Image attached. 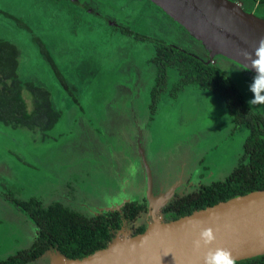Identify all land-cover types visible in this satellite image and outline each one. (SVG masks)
I'll use <instances>...</instances> for the list:
<instances>
[{"label":"rangeland","instance_id":"374dc122","mask_svg":"<svg viewBox=\"0 0 264 264\" xmlns=\"http://www.w3.org/2000/svg\"><path fill=\"white\" fill-rule=\"evenodd\" d=\"M77 1L91 11L73 1L0 0V39L19 50V80L48 90L53 109L61 113L44 131L0 122V261L29 249L36 237L33 222L8 197L36 198L44 206L63 202L96 213L120 210L134 200L129 191L138 189L146 196L147 167L154 188L155 172L162 175L163 185L171 186L177 178L198 179L201 184L223 179L237 164L248 136L246 128L234 127L219 96L195 86L170 96L168 90L178 81L174 68L168 69V89L151 116L156 40L207 60L202 44L161 9L149 0ZM232 1L264 19L260 0ZM121 27L151 41L126 35L117 29ZM212 64L233 81L246 105L264 117V104H248L254 76L221 56ZM24 95L31 111L32 97ZM116 193L124 196L120 203L93 209L104 203L103 197ZM123 231L129 234L127 228ZM57 260L52 250L27 264Z\"/></svg>","mask_w":264,"mask_h":264},{"label":"trees","instance_id":"16d2710c","mask_svg":"<svg viewBox=\"0 0 264 264\" xmlns=\"http://www.w3.org/2000/svg\"><path fill=\"white\" fill-rule=\"evenodd\" d=\"M260 2L264 5V0ZM21 25L25 27L24 24ZM117 29L137 40L151 41L150 38L134 34L127 28ZM156 45L153 61L157 66V74L155 85L150 92L149 105L152 117L157 112L161 95L168 89V69L174 68L178 81L168 90L171 92L170 96L175 97L189 86L217 95L223 101L234 127H244L248 130L242 154L232 171L223 179L200 184L190 194L171 202L163 213V221L176 220L221 201L264 190V117L254 113L246 105L238 88L221 68L205 64L203 57L163 40H156ZM40 46L55 74L60 76L50 54L43 49L41 43ZM19 54L14 44L0 39V122L11 128H27L31 131L50 129L59 120L61 113L53 109L48 90L19 80ZM59 79L67 88L62 76ZM25 92L29 93L33 100L31 111L25 101ZM8 198L18 211L33 222L36 237L29 249L1 260L0 264H27L52 250L58 251L66 259H82L106 248L116 238L114 232L120 228L122 219H140L146 210L145 203L135 201L125 204L121 214L113 211L95 216L88 213V210L74 208L63 202L44 206L36 198L29 201ZM145 229L143 223L132 235L140 234ZM237 264H264V255L237 261Z\"/></svg>","mask_w":264,"mask_h":264},{"label":"water","instance_id":"95a60500","mask_svg":"<svg viewBox=\"0 0 264 264\" xmlns=\"http://www.w3.org/2000/svg\"><path fill=\"white\" fill-rule=\"evenodd\" d=\"M149 1L202 44L207 52L205 64H212L215 57L221 56L256 75L243 53L247 51L255 59V48L264 38L263 18L232 0ZM147 172L148 221L144 232L126 235L121 231L106 248L82 259H66L54 251L58 258L54 264H202L203 251L197 253L191 247L202 227H212L217 237L213 247L229 249L237 261L264 255V190L165 222L158 213L174 190L154 196L148 167Z\"/></svg>","mask_w":264,"mask_h":264},{"label":"clouds","instance_id":"9594fccd","mask_svg":"<svg viewBox=\"0 0 264 264\" xmlns=\"http://www.w3.org/2000/svg\"><path fill=\"white\" fill-rule=\"evenodd\" d=\"M243 56L250 61V69L255 71L253 82L250 85V91L253 98L248 101L249 106L264 104V38H261L258 47L255 48V59L252 54L245 51ZM135 173V165L131 167ZM216 233L212 227L199 228L195 239L191 241V247L194 252L200 253L202 264H237L236 258L232 252L223 247H213L216 241Z\"/></svg>","mask_w":264,"mask_h":264},{"label":"flooded vegetation","instance_id":"af4514ba","mask_svg":"<svg viewBox=\"0 0 264 264\" xmlns=\"http://www.w3.org/2000/svg\"><path fill=\"white\" fill-rule=\"evenodd\" d=\"M61 1V0H60ZM62 1H68V2H76V4H80L77 0H62ZM81 4H80V8H82L83 10H86V11H91L88 6H86L87 4L83 3L82 1H80ZM76 6H79V5H76ZM90 7V6H89ZM92 13L96 14L95 11H93ZM106 17V16H105ZM108 18V17H106ZM108 23H111L112 21L110 19L107 20ZM115 22V21H114ZM154 178V176H153ZM161 178H162V175L160 174V172H155V185L156 187L154 188V185H153V191L155 193V196H158L160 194H164L163 192H160V191H164L165 188L167 187H170V189H174V194L172 195V197L170 198V200L167 202V204H165L161 210H160V217L162 218L163 220V213L166 209V207L173 201H176L177 199L179 198H182L184 197L185 195H188L190 194L193 189H195L197 186H199L201 183L198 182V179H189V180H186L184 181L183 178L180 179V178H177L175 180V182L172 184L169 185V184H166V185H163L162 181H161ZM181 181V182H179ZM125 186L127 185V182H125L124 184ZM174 186H177L176 188ZM129 188L130 190H133L134 189V186H130L129 185ZM140 190L136 189L135 191H129L128 192V195H132L134 198L133 201L131 202H127V203H132V202H140L141 204H144L145 203V213H143V217L140 218V219H136V220H132V221H127V220H121V224H120V228L115 230V235L117 237V235L123 231L124 228H127L129 230V234H132L134 233V231L136 230L137 227H139L141 224H145V227H147V221H148V218H147V214H148V205H147V201L145 199V195L143 192H139ZM118 195L117 193L114 194L113 196H111V198L109 199H106L103 197V200H104V203L103 204H95V206H93V209L95 210L97 208V206L100 205V207L102 208H105L107 209L106 207H108L109 205L111 204H116V203H120V201L124 198V196H116ZM141 195H144V196H141ZM106 197V196H105ZM57 202V201H56ZM125 203V204H127ZM125 204L120 208V210H116L117 212H119L120 214L122 213V209L124 208ZM86 210V209H84ZM96 211V210H95ZM88 213H91L95 216H98V215H102L106 212H113V211H101V212H91L90 210L87 211ZM56 251V250H54ZM46 256V255H44ZM43 256V257H44ZM43 257H41L40 259H42ZM40 259H37V260H40Z\"/></svg>","mask_w":264,"mask_h":264},{"label":"crops","instance_id":"0c3cea01","mask_svg":"<svg viewBox=\"0 0 264 264\" xmlns=\"http://www.w3.org/2000/svg\"><path fill=\"white\" fill-rule=\"evenodd\" d=\"M206 52V51H205ZM160 195H162V194H160ZM159 196V195H158ZM157 197V196H156ZM18 210V209H17Z\"/></svg>","mask_w":264,"mask_h":264}]
</instances>
